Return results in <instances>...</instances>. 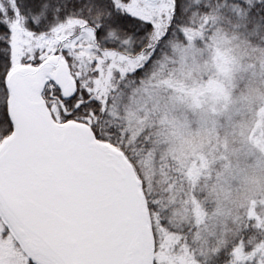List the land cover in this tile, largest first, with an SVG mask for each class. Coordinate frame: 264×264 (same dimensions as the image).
<instances>
[{
  "label": "snow or ice",
  "instance_id": "obj_1",
  "mask_svg": "<svg viewBox=\"0 0 264 264\" xmlns=\"http://www.w3.org/2000/svg\"><path fill=\"white\" fill-rule=\"evenodd\" d=\"M0 264H264V0H0Z\"/></svg>",
  "mask_w": 264,
  "mask_h": 264
}]
</instances>
